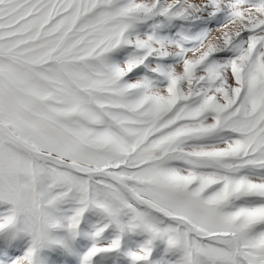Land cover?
I'll return each mask as SVG.
<instances>
[{"label": "snow or ice", "instance_id": "snow-or-ice-1", "mask_svg": "<svg viewBox=\"0 0 264 264\" xmlns=\"http://www.w3.org/2000/svg\"><path fill=\"white\" fill-rule=\"evenodd\" d=\"M0 264H264V0H0Z\"/></svg>", "mask_w": 264, "mask_h": 264}]
</instances>
